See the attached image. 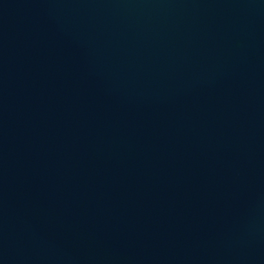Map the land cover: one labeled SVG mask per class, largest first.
<instances>
[{
    "label": "water",
    "instance_id": "water-1",
    "mask_svg": "<svg viewBox=\"0 0 264 264\" xmlns=\"http://www.w3.org/2000/svg\"><path fill=\"white\" fill-rule=\"evenodd\" d=\"M0 264H264V0H0Z\"/></svg>",
    "mask_w": 264,
    "mask_h": 264
}]
</instances>
